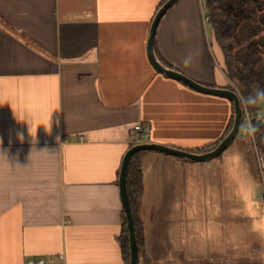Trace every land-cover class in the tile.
Instances as JSON below:
<instances>
[{
    "label": "crops",
    "instance_id": "obj_1",
    "mask_svg": "<svg viewBox=\"0 0 264 264\" xmlns=\"http://www.w3.org/2000/svg\"><path fill=\"white\" fill-rule=\"evenodd\" d=\"M160 1L0 0V151L7 155H0V264H125L119 173L133 126H151L139 142L189 151L223 134L231 101L149 60ZM206 15L201 0L175 1L159 20L154 52L164 65L222 87L232 82L214 37L208 43ZM210 163L141 154L138 264H162L150 226L193 207L198 195L189 188Z\"/></svg>",
    "mask_w": 264,
    "mask_h": 264
},
{
    "label": "rangeland",
    "instance_id": "obj_2",
    "mask_svg": "<svg viewBox=\"0 0 264 264\" xmlns=\"http://www.w3.org/2000/svg\"><path fill=\"white\" fill-rule=\"evenodd\" d=\"M201 3L206 12L205 0ZM204 28L208 43H213L209 22ZM219 65L226 74L222 60ZM235 91L243 103L236 87ZM258 106L256 119L264 121V102ZM242 108L249 118L245 116L233 140L219 155L202 160L215 163L205 166L202 180L193 190L189 188V193L198 195L197 201L188 202L193 207L148 224L155 238L152 253L162 264H264V239L256 231H264V204L259 199L264 152L242 131L252 115ZM237 150L244 156V166L226 171L225 157Z\"/></svg>",
    "mask_w": 264,
    "mask_h": 264
},
{
    "label": "trees",
    "instance_id": "obj_3",
    "mask_svg": "<svg viewBox=\"0 0 264 264\" xmlns=\"http://www.w3.org/2000/svg\"><path fill=\"white\" fill-rule=\"evenodd\" d=\"M165 0H161L159 6ZM206 14L215 42L219 45L225 72L231 83L225 88H237L241 98L259 87L264 89V0H205ZM231 101V100H230ZM250 111L251 122L259 127L255 135L257 147L264 152V121L256 119L258 104L241 103ZM232 113L221 137L193 151L210 150L227 134L233 124ZM244 111L242 121H244ZM241 121V122H242ZM146 150H138L130 156L127 164L126 186L133 215L138 250L143 241V225L138 210L143 194V175L140 156ZM120 243L125 264H130L129 236L125 214L123 215Z\"/></svg>",
    "mask_w": 264,
    "mask_h": 264
},
{
    "label": "water",
    "instance_id": "obj_4",
    "mask_svg": "<svg viewBox=\"0 0 264 264\" xmlns=\"http://www.w3.org/2000/svg\"><path fill=\"white\" fill-rule=\"evenodd\" d=\"M175 1L177 0H165L158 7L151 21L149 27L148 39H147V52H148L149 60L156 68V70L163 72L172 78L179 79L194 89H197L205 93L223 96L231 100L233 103V124L230 130L227 132V134L216 144L214 148L203 152L189 151L186 149L177 148L171 145L160 144L156 142H137L128 148L121 163V169L119 173V190H120L121 202L125 212V219H126V225L129 236L130 264H138V245L135 234L133 215L129 204V198H128L127 186H126L127 164L132 153L138 150H157L190 160H195V161L207 160L209 158L219 155L229 145V143L238 133L243 117V108L241 106L239 95L235 90L225 87L211 86L200 83L186 76L185 74L164 65L156 57L153 47L154 45L153 40L157 25L159 23L161 16Z\"/></svg>",
    "mask_w": 264,
    "mask_h": 264
},
{
    "label": "clouds",
    "instance_id": "obj_5",
    "mask_svg": "<svg viewBox=\"0 0 264 264\" xmlns=\"http://www.w3.org/2000/svg\"><path fill=\"white\" fill-rule=\"evenodd\" d=\"M242 102L248 105H255L260 102H264V89L255 88L253 93L247 97L242 98ZM242 131L255 138L256 133L259 131V127L256 124H253L251 121H248L246 126L242 128ZM0 155H3L7 158L6 153L0 151ZM261 160L264 161V157H261ZM224 163L227 165L226 171L231 168H242L245 164L244 156L238 150L233 151L225 157ZM261 239H264V231L256 230Z\"/></svg>",
    "mask_w": 264,
    "mask_h": 264
},
{
    "label": "built area",
    "instance_id": "obj_6",
    "mask_svg": "<svg viewBox=\"0 0 264 264\" xmlns=\"http://www.w3.org/2000/svg\"><path fill=\"white\" fill-rule=\"evenodd\" d=\"M244 116H248V112H244ZM151 126L148 123H137L133 126L134 135L132 137V142L137 143L142 138H146L150 132ZM260 176H261V184L262 189L259 192V199L261 200L262 204H264V163L260 165ZM43 259H38L37 261L34 260H28V264H42Z\"/></svg>",
    "mask_w": 264,
    "mask_h": 264
}]
</instances>
